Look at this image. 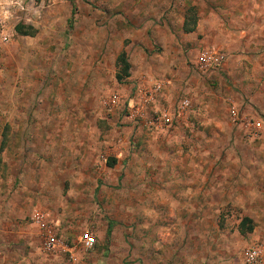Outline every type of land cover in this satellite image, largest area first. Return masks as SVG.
<instances>
[{"label": "rangeland", "instance_id": "rangeland-1", "mask_svg": "<svg viewBox=\"0 0 264 264\" xmlns=\"http://www.w3.org/2000/svg\"><path fill=\"white\" fill-rule=\"evenodd\" d=\"M251 245L264 264V0H0V264H245Z\"/></svg>", "mask_w": 264, "mask_h": 264}, {"label": "built area", "instance_id": "built-area-1", "mask_svg": "<svg viewBox=\"0 0 264 264\" xmlns=\"http://www.w3.org/2000/svg\"><path fill=\"white\" fill-rule=\"evenodd\" d=\"M221 57L216 55L215 53L209 52V51H203L201 53V61H203V64L213 65L217 64L220 61ZM200 64L202 62L199 61ZM161 83H155L154 84V90H159L161 88ZM117 101L116 96H112L109 98L110 103H115ZM182 109L184 108V105L181 106ZM133 109L129 113V118H132L135 116V113L138 111V107L131 106ZM164 115V114H163ZM253 125L256 127H260L261 123L259 120H256L252 122ZM32 222L38 229V233L41 239V247L45 251H55L57 248L62 247L61 240L57 237V232L55 229V225L51 223L43 213L39 211H34L31 215ZM82 245L84 248H91L93 247L95 243V236L89 232L86 231L80 236ZM261 248L257 245H251L247 247L244 251V260L245 264H260L261 260Z\"/></svg>", "mask_w": 264, "mask_h": 264}, {"label": "trees", "instance_id": "trees-1", "mask_svg": "<svg viewBox=\"0 0 264 264\" xmlns=\"http://www.w3.org/2000/svg\"><path fill=\"white\" fill-rule=\"evenodd\" d=\"M190 12V14L188 13V15L184 18L183 20V23H182V29L184 32H190V31H193L195 26H196V16H195V12L191 9H188ZM22 26L21 25H18L17 30L19 32H21V28ZM117 65L120 67L119 70H120V74H117L118 75V78H123V77H127L129 76V67H130V63L128 61V59H126L125 57V53L123 51H121L119 54H118V58H117ZM123 72V73H122ZM123 74V75H122ZM246 222H250V219L246 216L242 217L240 223H239V227H240V232H244V225L246 224ZM249 230H251L252 228L249 227L248 228Z\"/></svg>", "mask_w": 264, "mask_h": 264}]
</instances>
